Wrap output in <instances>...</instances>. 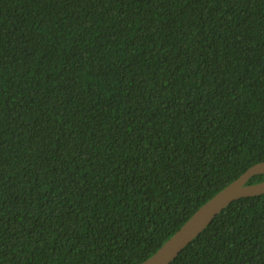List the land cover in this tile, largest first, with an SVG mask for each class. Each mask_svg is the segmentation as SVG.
I'll list each match as a JSON object with an SVG mask.
<instances>
[{
  "label": "trees",
  "instance_id": "1",
  "mask_svg": "<svg viewBox=\"0 0 264 264\" xmlns=\"http://www.w3.org/2000/svg\"><path fill=\"white\" fill-rule=\"evenodd\" d=\"M262 161L264 0H0V264H140ZM171 264H264V194Z\"/></svg>",
  "mask_w": 264,
  "mask_h": 264
},
{
  "label": "water",
  "instance_id": "2",
  "mask_svg": "<svg viewBox=\"0 0 264 264\" xmlns=\"http://www.w3.org/2000/svg\"><path fill=\"white\" fill-rule=\"evenodd\" d=\"M262 173H264V161L249 167L199 207L153 255L140 264H171L232 202L244 197L264 194V181L248 183L252 177Z\"/></svg>",
  "mask_w": 264,
  "mask_h": 264
}]
</instances>
